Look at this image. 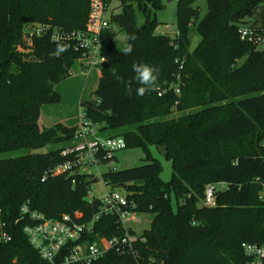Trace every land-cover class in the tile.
<instances>
[{
	"label": "trees",
	"instance_id": "1",
	"mask_svg": "<svg viewBox=\"0 0 264 264\" xmlns=\"http://www.w3.org/2000/svg\"><path fill=\"white\" fill-rule=\"evenodd\" d=\"M112 1L120 3V12L111 14V30L103 35L107 63L99 69L95 100L82 102L81 111L102 136L123 138L126 149L163 148L173 175L163 181L160 163L150 157L140 167L103 174L114 189L127 190L137 212L152 222L136 245L137 259L111 252L95 264H245L242 245L264 244V202L256 181L264 182V50L243 41L240 31L254 28L250 20L264 0H207L200 21L196 0H179L174 38L156 32L163 0L107 4ZM90 5V0H0V156L9 154L0 158V212L13 236L0 245V264H49L30 245L25 222L17 224L23 205L54 220L79 213L81 224L98 214L99 202L91 205L87 198L98 179L80 177L74 184L68 175L49 174L42 181L67 161L62 152L78 126L39 124L42 107L61 102L56 87L82 58L70 43L55 55L50 34L85 32ZM136 7L145 17L142 26ZM42 26L48 32L35 36ZM114 27L133 44L131 55L117 50ZM194 31L201 41L190 52ZM133 63L159 68L156 90L137 95L142 85ZM178 75L180 96L171 89ZM216 183L231 187L208 208L205 191ZM123 234L116 219L106 217L85 240Z\"/></svg>",
	"mask_w": 264,
	"mask_h": 264
},
{
	"label": "built area",
	"instance_id": "2",
	"mask_svg": "<svg viewBox=\"0 0 264 264\" xmlns=\"http://www.w3.org/2000/svg\"><path fill=\"white\" fill-rule=\"evenodd\" d=\"M46 1V0H39ZM90 13L83 33H65L58 29L52 30L51 40L54 34L60 39L55 43H70L76 51L81 52V66L83 72L99 70L107 63L103 56V35L111 30L110 16L112 14L111 4L107 0H90ZM172 1V0H169ZM178 3L179 0H175ZM46 26L36 30L35 36L43 37L47 33ZM33 36H31L32 38ZM240 37L258 50H264V31L256 30L253 27H244L240 31ZM29 38V39H31ZM53 42V40H52ZM183 70V65L180 66ZM181 75L177 76L175 84L171 89L177 96H180ZM160 93L159 96H162ZM126 149L123 138H108L102 136L99 127L86 119L81 111L80 124L74 136L72 144L67 147L62 156L67 161L50 173H46L43 182L48 175H68L75 180L80 177L100 176L99 182L106 187L109 185L101 174V166L107 165L110 172L117 171L113 166L117 161V154ZM98 175V176H97ZM260 183L261 192L259 200L264 202V182ZM93 186V185H92ZM92 186L88 189V202L93 205L99 202L98 214L90 223L81 224V214L75 217L62 216L58 220L48 219L42 213L32 210L29 204L23 205L20 209V218L17 224L25 222L24 233L30 245L39 254L40 258L49 264H95L105 258L109 253L115 252L120 257L138 258L136 245L141 241V235H137L130 224H140L137 206L129 200L128 195L119 190H108L101 197L92 196ZM231 187L228 183H216L208 185L205 191L204 205L208 208L216 206V197ZM115 218L117 224L123 229L122 236L112 238H98L94 242L85 240L94 230V225L102 218ZM12 234L9 224L2 218L0 212V245L12 241ZM246 258L245 264H264V244L242 245Z\"/></svg>",
	"mask_w": 264,
	"mask_h": 264
},
{
	"label": "rangeland",
	"instance_id": "3",
	"mask_svg": "<svg viewBox=\"0 0 264 264\" xmlns=\"http://www.w3.org/2000/svg\"><path fill=\"white\" fill-rule=\"evenodd\" d=\"M206 1L207 0H196L194 4L196 8L200 9L198 21H200L207 12ZM162 4L163 7L156 11V19L158 22V27L156 29V32L157 34L169 35L174 38L175 36L178 35L179 32L178 22H177V3L175 0L172 1L163 0ZM119 6L120 3L118 1H115L113 3L112 11H111L112 14H118L120 12ZM136 10H137V24L138 26H142L145 22L144 14L137 7ZM253 24L264 30V5L256 11L254 17L250 20V26H252ZM114 31L116 33V38H115L116 48L119 52H122L121 49L125 46L126 43H128V37L124 32H121L118 27H114ZM200 41H201L200 36L195 31L192 32L191 45L189 47V51L193 52L200 43ZM98 72L99 70H93L92 74L94 73L93 75H96ZM80 74H81V66L79 63H76L72 70V76L56 87V90L58 89L57 91H61L59 93L60 94L62 93V96L64 97L63 98L64 104H67V102L71 103L72 94L74 93V90L77 87V84L79 83V81L76 79L79 77ZM96 81H97L96 79L91 80V83L88 84L89 93H87V96L84 101L95 100L93 94L97 90V86H98V81L97 83ZM64 108H66L65 105ZM80 110L81 108L78 107L77 123H79ZM178 116L179 114L175 113L173 115V118H177ZM46 152L47 150L40 151V153H46ZM16 155H20V153ZM8 157L9 154L0 156V158H8ZM149 157L151 159L157 160L160 163L161 166L160 177L163 181L169 182L172 179L173 169L171 162L166 159L165 151L163 148L150 147L149 152H146L141 148L123 150L117 154V161L113 166V168H115L117 171H125L136 167H140L142 165L149 163ZM108 172H110V169L107 165L101 166V174H106ZM97 178L98 180H100L101 177L98 176ZM108 190H119L127 195V190L125 189H121V188L114 189L111 185H108L105 189L100 182H97L92 186V196L101 197ZM139 218L141 220L140 224L138 225L130 224V227H133L135 229L137 235H141L145 230H148L152 222V218L148 215H139Z\"/></svg>",
	"mask_w": 264,
	"mask_h": 264
},
{
	"label": "crops",
	"instance_id": "4",
	"mask_svg": "<svg viewBox=\"0 0 264 264\" xmlns=\"http://www.w3.org/2000/svg\"><path fill=\"white\" fill-rule=\"evenodd\" d=\"M254 28L256 30L264 31L258 26H254ZM92 71L93 70L83 72V70L81 69V74L76 79L79 81V83L77 84V87L72 94L71 103L67 102V104H64V97L62 96V93H59L61 91H57L61 95V102L58 105H47L42 107L39 120V124L41 127L51 128L61 124L66 127L73 128L77 127L78 124H80V115L79 123H77V112L78 107L81 108L82 102H84L87 93H89L88 84L91 83V80L94 79H96L99 84V79L101 77L100 71L96 75H93L94 73L92 74ZM63 104L66 106V108H64Z\"/></svg>",
	"mask_w": 264,
	"mask_h": 264
},
{
	"label": "clouds",
	"instance_id": "5",
	"mask_svg": "<svg viewBox=\"0 0 264 264\" xmlns=\"http://www.w3.org/2000/svg\"><path fill=\"white\" fill-rule=\"evenodd\" d=\"M59 39L60 38L56 34H54L52 37L53 42H58ZM129 39L134 41L135 36H131ZM65 51H67V45L57 43L55 55L58 56ZM121 51L126 56L131 55L134 51V46L132 43H126L125 46L121 49ZM131 67L132 71L135 73L136 82L142 85V87L136 89L137 95L143 96L146 93H149L158 88L159 85L157 82L159 78V68L149 65L147 63H133ZM113 75H115V71H113ZM117 79L120 80L121 83H125L123 77L118 76ZM130 83L131 82L126 83L127 88H130Z\"/></svg>",
	"mask_w": 264,
	"mask_h": 264
}]
</instances>
